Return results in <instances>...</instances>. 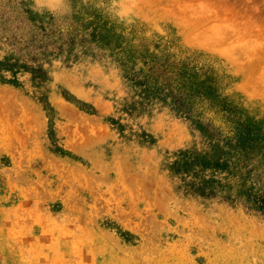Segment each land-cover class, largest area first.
I'll use <instances>...</instances> for the list:
<instances>
[{
	"label": "rangeland",
	"instance_id": "1",
	"mask_svg": "<svg viewBox=\"0 0 264 264\" xmlns=\"http://www.w3.org/2000/svg\"><path fill=\"white\" fill-rule=\"evenodd\" d=\"M19 1L0 0V61H29L27 27L73 14L111 47L206 70L264 145V0ZM87 47L41 61L40 80L0 82V264H264V218L172 190L164 158L199 147L194 125L121 111L115 64Z\"/></svg>",
	"mask_w": 264,
	"mask_h": 264
},
{
	"label": "trees",
	"instance_id": "2",
	"mask_svg": "<svg viewBox=\"0 0 264 264\" xmlns=\"http://www.w3.org/2000/svg\"><path fill=\"white\" fill-rule=\"evenodd\" d=\"M20 10L29 21L37 17L28 8ZM34 26L35 33L25 40L29 45L23 42L24 48L31 49L25 53L29 61H0V82L17 84L19 70L40 80L44 76L41 61L61 55L63 59L74 58L77 51L92 45L91 50L107 54L129 91L118 101L121 111L132 115L165 109L189 120L200 133L198 148H179L164 158L172 190L184 196L216 199L264 218V145L256 146L261 135L234 105L213 95L206 70L186 58H175L174 53L158 55L118 44L111 47L102 26H86L73 14L64 21L48 15L27 29L32 31ZM4 71L11 72L10 77H5Z\"/></svg>",
	"mask_w": 264,
	"mask_h": 264
}]
</instances>
